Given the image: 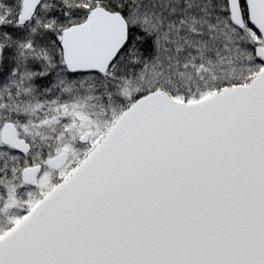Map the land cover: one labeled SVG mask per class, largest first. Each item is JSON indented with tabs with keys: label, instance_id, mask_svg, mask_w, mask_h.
<instances>
[{
	"label": "snow or ice",
	"instance_id": "snow-or-ice-1",
	"mask_svg": "<svg viewBox=\"0 0 264 264\" xmlns=\"http://www.w3.org/2000/svg\"><path fill=\"white\" fill-rule=\"evenodd\" d=\"M0 264H264V0H0Z\"/></svg>",
	"mask_w": 264,
	"mask_h": 264
}]
</instances>
